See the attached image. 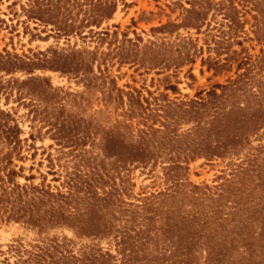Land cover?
I'll return each instance as SVG.
<instances>
[{
	"label": "rangeland",
	"instance_id": "rangeland-1",
	"mask_svg": "<svg viewBox=\"0 0 264 264\" xmlns=\"http://www.w3.org/2000/svg\"><path fill=\"white\" fill-rule=\"evenodd\" d=\"M0 264H264V0H0Z\"/></svg>",
	"mask_w": 264,
	"mask_h": 264
},
{
	"label": "trees",
	"instance_id": "trees-1",
	"mask_svg": "<svg viewBox=\"0 0 264 264\" xmlns=\"http://www.w3.org/2000/svg\"><path fill=\"white\" fill-rule=\"evenodd\" d=\"M106 254H109V253H106Z\"/></svg>",
	"mask_w": 264,
	"mask_h": 264
}]
</instances>
